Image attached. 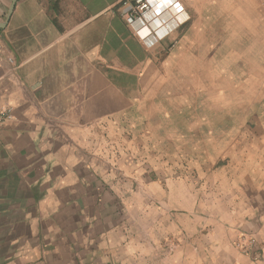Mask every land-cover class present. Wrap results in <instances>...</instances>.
<instances>
[{"label": "crops", "instance_id": "crops-1", "mask_svg": "<svg viewBox=\"0 0 264 264\" xmlns=\"http://www.w3.org/2000/svg\"><path fill=\"white\" fill-rule=\"evenodd\" d=\"M182 2L148 49L120 0H0V264H264V8Z\"/></svg>", "mask_w": 264, "mask_h": 264}, {"label": "built area", "instance_id": "built-area-1", "mask_svg": "<svg viewBox=\"0 0 264 264\" xmlns=\"http://www.w3.org/2000/svg\"><path fill=\"white\" fill-rule=\"evenodd\" d=\"M121 14L128 27L143 45L152 49L174 32L182 28L189 20L186 7L182 0H120ZM264 7V0H255ZM177 44V41H175ZM0 55L6 57L14 68V58L0 36ZM12 118L10 109L0 111V132L4 124Z\"/></svg>", "mask_w": 264, "mask_h": 264}, {"label": "rangeland", "instance_id": "rangeland-1", "mask_svg": "<svg viewBox=\"0 0 264 264\" xmlns=\"http://www.w3.org/2000/svg\"><path fill=\"white\" fill-rule=\"evenodd\" d=\"M207 2V1H211V0H201V2ZM253 1V6L254 9L257 5H260L261 7H263L261 5L260 2H257L255 0ZM264 8V7H263ZM217 14V13H215ZM218 17V16H217ZM217 17H215L214 21L216 23V20H219ZM191 24V20L189 21L187 27L184 29L183 35L189 30ZM209 26L206 25H200L198 27V32H204L206 28H208ZM231 27L233 28V32H231ZM214 34L219 35V36H224L227 35L229 33H231V35H238L241 34L240 32V28L237 25H231V26H226V25H222L221 22L220 23H216L214 25ZM233 33V34H232ZM220 39V38H219ZM222 40L224 38H221ZM175 44V42L173 43V45ZM173 45L171 47L165 46V50H160L159 52H157V54H155V60L157 61L158 64H160L162 67V63L165 61V67L163 68V71L165 69L166 72V81H168L169 83H171V85H173L174 81H182V84H185L188 79H189V72H190V68L193 67V56L190 57V55H186V57L181 60L180 62H177L176 64L173 62L174 60H171V56L169 54L173 53ZM191 52V50H189ZM172 52V53H170ZM194 55V53H192ZM172 61V63H171ZM176 68L175 72L174 69ZM172 93V92H170ZM176 100H179L178 98ZM176 100H174L173 95L168 99L165 100V102L162 101V99H160L159 101L156 102V104L154 105V114H158L163 118H172V117H177V115L179 116V105L176 104ZM178 102V101H177ZM204 102V101H203ZM202 102V103H203ZM160 110V111H158ZM204 114V113H203Z\"/></svg>", "mask_w": 264, "mask_h": 264}, {"label": "water", "instance_id": "water-1", "mask_svg": "<svg viewBox=\"0 0 264 264\" xmlns=\"http://www.w3.org/2000/svg\"><path fill=\"white\" fill-rule=\"evenodd\" d=\"M16 1H17V0H14V3H13L12 6H11V10H10V12L13 11ZM0 27H2V26H0Z\"/></svg>", "mask_w": 264, "mask_h": 264}, {"label": "bare ground", "instance_id": "bare-ground-1", "mask_svg": "<svg viewBox=\"0 0 264 264\" xmlns=\"http://www.w3.org/2000/svg\"><path fill=\"white\" fill-rule=\"evenodd\" d=\"M161 0H157V2H160Z\"/></svg>", "mask_w": 264, "mask_h": 264}]
</instances>
